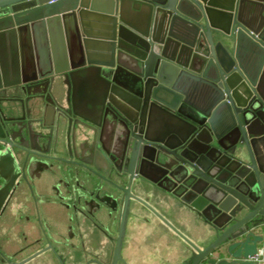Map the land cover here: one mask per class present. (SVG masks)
I'll list each match as a JSON object with an SVG mask.
<instances>
[{"label": "water", "instance_id": "1", "mask_svg": "<svg viewBox=\"0 0 264 264\" xmlns=\"http://www.w3.org/2000/svg\"><path fill=\"white\" fill-rule=\"evenodd\" d=\"M29 180L119 213L112 264L138 188L209 227L182 264H264V0H0V212Z\"/></svg>", "mask_w": 264, "mask_h": 264}, {"label": "flooded vegetation", "instance_id": "2", "mask_svg": "<svg viewBox=\"0 0 264 264\" xmlns=\"http://www.w3.org/2000/svg\"><path fill=\"white\" fill-rule=\"evenodd\" d=\"M35 182L28 181L32 191L24 182L18 186L0 212V264H112L119 213L110 217V211L74 212L61 205L53 190L39 193ZM50 187L57 185L52 183ZM20 192L24 195L18 197ZM55 204L60 212L53 224L44 208ZM133 206L141 209L138 204ZM25 211L34 219L22 215ZM124 241L125 237L116 264H128L122 254Z\"/></svg>", "mask_w": 264, "mask_h": 264}, {"label": "crops", "instance_id": "3", "mask_svg": "<svg viewBox=\"0 0 264 264\" xmlns=\"http://www.w3.org/2000/svg\"><path fill=\"white\" fill-rule=\"evenodd\" d=\"M130 13L135 21L141 19L138 10L132 9ZM63 90H66V87H63ZM165 123L160 124V127L165 126ZM35 183L34 187L39 193L52 191L50 185L45 189L41 186L43 183L38 181ZM136 192L138 196L148 201L158 215L132 208L122 251L128 264H182L190 255V246L186 240L197 245L204 244L203 234L209 227L196 214L162 192L139 188ZM22 193L20 192L18 197L24 195ZM44 209L55 224L58 221L59 206L49 205ZM11 212L16 214L15 210ZM24 214L34 219L31 212H22V215ZM260 248H264V244L260 245Z\"/></svg>", "mask_w": 264, "mask_h": 264}, {"label": "rangeland", "instance_id": "4", "mask_svg": "<svg viewBox=\"0 0 264 264\" xmlns=\"http://www.w3.org/2000/svg\"><path fill=\"white\" fill-rule=\"evenodd\" d=\"M90 83H88L87 81H84V82H82V83H80V87L82 88L83 87V89L81 90V92H80V95H79V97L83 100H85L86 98H88L87 96H86V94H90L89 92V90H86V87H88V85H89Z\"/></svg>", "mask_w": 264, "mask_h": 264}, {"label": "built area", "instance_id": "5", "mask_svg": "<svg viewBox=\"0 0 264 264\" xmlns=\"http://www.w3.org/2000/svg\"><path fill=\"white\" fill-rule=\"evenodd\" d=\"M251 260L257 261V262L264 261V248H260V250L258 251L257 256L252 258Z\"/></svg>", "mask_w": 264, "mask_h": 264}]
</instances>
